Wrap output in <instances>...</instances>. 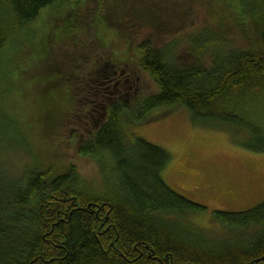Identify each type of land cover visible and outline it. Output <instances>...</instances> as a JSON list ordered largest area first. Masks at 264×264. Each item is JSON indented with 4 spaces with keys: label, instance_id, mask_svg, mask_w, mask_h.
<instances>
[{
    "label": "rangeland",
    "instance_id": "obj_1",
    "mask_svg": "<svg viewBox=\"0 0 264 264\" xmlns=\"http://www.w3.org/2000/svg\"><path fill=\"white\" fill-rule=\"evenodd\" d=\"M255 1L264 0H83L43 10L31 25L32 38L13 55L12 84L0 94V177L73 168L84 188L102 191L101 170L78 149L99 127L113 86L123 104L156 92L136 67L138 45L148 41L167 52L177 69L193 67L197 57L210 69L208 53L193 54L192 43L208 31L230 50L255 51L259 41L247 12ZM100 75L112 81L101 102ZM226 105L229 119L219 124H199L178 106L154 110L150 120L138 121L134 112L121 121L125 140L139 138L168 153L164 183L205 209L169 219L190 225L205 242L227 236L213 211L242 212L264 201V99Z\"/></svg>",
    "mask_w": 264,
    "mask_h": 264
},
{
    "label": "trees",
    "instance_id": "obj_2",
    "mask_svg": "<svg viewBox=\"0 0 264 264\" xmlns=\"http://www.w3.org/2000/svg\"><path fill=\"white\" fill-rule=\"evenodd\" d=\"M82 2L0 0V94L14 77L13 55L32 38L31 25L41 12ZM249 6L256 50H230L222 37L205 31L192 47L193 54L208 53L210 69L197 62L200 57L193 67L179 62L177 69L167 52L154 51L148 41L138 45L136 67L151 78L156 92L110 105L78 149L101 170L102 191L84 188L73 168L0 177V264H264V201L242 212L213 211L226 239H197L201 234L190 225L169 219L205 209L164 183L168 153L139 138L125 140L121 127L131 113L145 121L167 106L186 109L202 125L225 123L226 104L264 99V1ZM110 84L99 76L100 102Z\"/></svg>",
    "mask_w": 264,
    "mask_h": 264
},
{
    "label": "flooded vegetation",
    "instance_id": "obj_3",
    "mask_svg": "<svg viewBox=\"0 0 264 264\" xmlns=\"http://www.w3.org/2000/svg\"><path fill=\"white\" fill-rule=\"evenodd\" d=\"M116 72V71H115ZM128 81H129V79H128ZM110 82H112L111 80H110ZM111 85V84H110ZM109 87H111V86H109ZM109 89V88H108ZM127 90L129 91L130 89L129 88H127ZM117 91L118 90H116L115 89V86H113L112 87V90L108 93L111 97L110 98H108V100H109V103H108V105L105 107V106H101L100 107V109L101 110H103L104 112H103V114L101 115V117L104 119V117H105V111L106 110H108V108L110 107V105H112L113 103H115V102H118V100H117V98H118V96H116V94H117ZM118 95H119V92H118ZM121 96H122V94H121ZM121 96L119 97L120 99H121ZM119 101H121V100H119Z\"/></svg>",
    "mask_w": 264,
    "mask_h": 264
}]
</instances>
